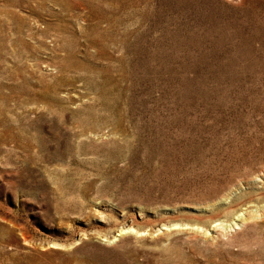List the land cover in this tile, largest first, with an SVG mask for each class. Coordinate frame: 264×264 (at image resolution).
<instances>
[{
	"label": "rangeland",
	"instance_id": "rangeland-1",
	"mask_svg": "<svg viewBox=\"0 0 264 264\" xmlns=\"http://www.w3.org/2000/svg\"><path fill=\"white\" fill-rule=\"evenodd\" d=\"M0 264H264V0H0Z\"/></svg>",
	"mask_w": 264,
	"mask_h": 264
},
{
	"label": "bare ground",
	"instance_id": "bare-ground-1",
	"mask_svg": "<svg viewBox=\"0 0 264 264\" xmlns=\"http://www.w3.org/2000/svg\"><path fill=\"white\" fill-rule=\"evenodd\" d=\"M239 217H240V215H239ZM218 224H220V223H217V224H215L214 226L216 227V225H218ZM232 224H233V223H232ZM237 224H238V223L235 222V225H237ZM172 225H173V224H172ZM174 225H175V224H174ZM185 225H186V224H185ZM192 226H193V225H192ZM214 226H213V227H214ZM129 227H130V226H129ZM172 227H174V226H172ZM183 227H184V226H183ZM185 227H186V226H185ZM187 228H188V227H187ZM125 231H126V230H125ZM130 231H131V230H130Z\"/></svg>",
	"mask_w": 264,
	"mask_h": 264
}]
</instances>
